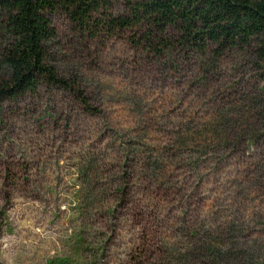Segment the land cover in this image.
I'll use <instances>...</instances> for the list:
<instances>
[{
    "label": "rangeland",
    "instance_id": "rangeland-1",
    "mask_svg": "<svg viewBox=\"0 0 264 264\" xmlns=\"http://www.w3.org/2000/svg\"><path fill=\"white\" fill-rule=\"evenodd\" d=\"M50 23L47 62L70 89L0 98V264H264L253 50L155 56L135 31Z\"/></svg>",
    "mask_w": 264,
    "mask_h": 264
},
{
    "label": "trees",
    "instance_id": "trees-1",
    "mask_svg": "<svg viewBox=\"0 0 264 264\" xmlns=\"http://www.w3.org/2000/svg\"><path fill=\"white\" fill-rule=\"evenodd\" d=\"M124 9L112 16L107 0H0L6 38L0 98L41 86L70 89L47 62V45L55 36L50 16L57 11L80 35L135 31L130 41L155 56L175 48L197 54L208 47L253 50L264 78V0H124Z\"/></svg>",
    "mask_w": 264,
    "mask_h": 264
}]
</instances>
